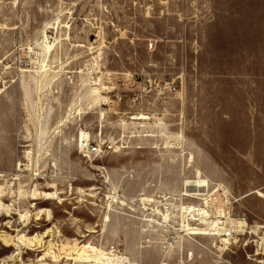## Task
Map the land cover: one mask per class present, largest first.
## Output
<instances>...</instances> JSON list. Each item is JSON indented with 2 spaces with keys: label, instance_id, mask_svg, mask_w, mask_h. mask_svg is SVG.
<instances>
[{
  "label": "rangeland",
  "instance_id": "rangeland-1",
  "mask_svg": "<svg viewBox=\"0 0 264 264\" xmlns=\"http://www.w3.org/2000/svg\"><path fill=\"white\" fill-rule=\"evenodd\" d=\"M229 2L0 0V264H94L74 259L80 247L141 264H264V0L252 48L217 39L211 23L234 20ZM204 26L210 39L189 36ZM131 75L174 82L178 95L153 94L147 109L119 103ZM80 131L126 145L82 155ZM195 177L228 191L246 223L234 241L176 232ZM112 189L129 205L111 203ZM142 205L177 209L175 231Z\"/></svg>",
  "mask_w": 264,
  "mask_h": 264
},
{
  "label": "built area",
  "instance_id": "built-area-1",
  "mask_svg": "<svg viewBox=\"0 0 264 264\" xmlns=\"http://www.w3.org/2000/svg\"><path fill=\"white\" fill-rule=\"evenodd\" d=\"M146 80L147 79L142 78V80L139 81V78H134L131 75L130 79L127 81V93L117 92L116 94H114L115 100L119 103H124L125 105H129L131 107L136 106L138 108L141 107L147 109L148 100L153 94H155L157 99L161 101L177 97L178 87L174 82L154 80V85H152L151 80ZM136 114H138V116L144 115L148 117V120L145 121L146 125L153 124L152 122H150L152 118L147 111H144V113ZM123 115L128 116L127 119L129 120V126L139 122L132 119L136 116L131 115V112H125L123 113ZM142 135H145L142 136L143 138L149 137L147 136L148 132H143ZM124 145L126 144H121L120 139L118 138H115L114 141L112 139H107L104 140V142H102L100 139H91L88 143V147H86L85 150L87 152L82 153V155H84L85 153H88L89 155H102L107 151L113 152L116 150V148H118L119 150L124 149L122 148ZM207 190L199 195H195L194 193H192L188 196H183V201L185 205L202 202L203 207H205L209 213V216L207 217L209 223L203 224L201 222L202 216L198 215L196 209L194 211H191L190 213H184V219H186V222L190 221V223L193 224L194 227H201L202 229H204L205 233H208L207 236L217 238L219 243H230L234 241L235 237L240 236L241 227H239L237 219L233 218L232 213L229 209V195L225 196L223 190L213 188L212 184L209 185V189ZM218 199H220L222 202H219ZM170 211L171 214L173 212H176L175 210ZM180 220L182 221V219ZM214 221L217 224H212Z\"/></svg>",
  "mask_w": 264,
  "mask_h": 264
},
{
  "label": "bare ground",
  "instance_id": "bare-ground-1",
  "mask_svg": "<svg viewBox=\"0 0 264 264\" xmlns=\"http://www.w3.org/2000/svg\"><path fill=\"white\" fill-rule=\"evenodd\" d=\"M45 40L43 41V45H41L44 50L45 53L48 55L52 52L53 50V45L50 44V42L47 41V35L45 34ZM40 71L42 73H46L47 70V65L46 64V60H44L42 63H40ZM49 71V70H48ZM49 74V73H48ZM51 76V75H50ZM49 84V83H48ZM80 114V113H79ZM39 119V116H38ZM141 120H148V117L142 116L140 117ZM46 129V128H45ZM44 132H46V130H44ZM89 134V133H88ZM84 131H80L77 140L79 142V148L80 147H85L84 149L86 150V147H88V141H89V135ZM87 152V151H85ZM89 154L86 153V156H88ZM194 181V180H193ZM193 181H185L183 183V192L181 193V196H188L192 193H194L195 195H199L201 193H204L207 189H208V183L207 181L206 184L201 185L203 181L202 177H195V182H197V184L199 186L193 185L191 182ZM192 184V185H191ZM199 188V189H198ZM217 189H221L223 190L225 196L229 195L228 191L223 188L222 186H218ZM115 190V189H114ZM113 189L111 190V193L107 196V199L111 201V203H115V204H120L122 206H128V198L120 196L116 190L114 191ZM187 191V192H186ZM208 191V190H207ZM79 193H83V191L79 190ZM45 196L47 197L48 200H57L58 197L56 195V193H48L45 194ZM243 199V198H241ZM133 202V201H131ZM130 202V203H131ZM205 202V201H204ZM207 206V204H206ZM130 209H132L130 207ZM197 210L198 215L202 216V220L201 222L203 224H208V220L207 217L209 216V213L207 211V209L205 207H203V204H200L199 206L197 205H185L180 207V209L178 210L180 212V214H182V221L180 222L179 226V230H176L177 233H180L182 236L187 235V236H198V237H209L207 236L208 233H205L204 229H202L201 227H194L193 224L190 223V221L186 222V219H184V213L186 212H191L194 210ZM142 213H147L150 214L151 212L159 214L162 220V226L165 224L167 226H169L171 229H173L175 231V227L171 226L169 224L170 222V216H171V211L167 208L164 207L163 210L159 211V210H154L151 212H148V209L146 206L142 205L141 209ZM177 212V209H173V211ZM50 215L48 214V217ZM193 219V218H192ZM104 223L106 225H108L110 223V217L106 216L104 219ZM212 224H217L215 221ZM238 225L239 227L243 228L246 226L245 221H238ZM260 228V227H258ZM209 238H213V237H209ZM76 253V260H81V261H85V262H90V263H94V264H141L138 259L136 258V256H133L132 254V258L130 256H127L125 254V256L123 257H118L115 256L114 254H106L104 252H101L100 250H97V248L94 247H80V249L78 251L75 252ZM190 256H192V254H190Z\"/></svg>",
  "mask_w": 264,
  "mask_h": 264
},
{
  "label": "crops",
  "instance_id": "crops-1",
  "mask_svg": "<svg viewBox=\"0 0 264 264\" xmlns=\"http://www.w3.org/2000/svg\"><path fill=\"white\" fill-rule=\"evenodd\" d=\"M56 4L58 7H60V0H55ZM231 3V5L233 4V9H232V13H233V17L234 20L231 18V22H227V24L224 25V23L220 22V23H214L213 21H215L214 17L210 18L209 20H207L208 24L210 22L211 25L214 26V33H216L217 35V39L221 38V37H234L235 41H237L238 39L242 40L244 38H249V45H251L252 48V42L251 39L252 37H254L253 35V30L254 28H257L259 20L256 16V12H257V8L256 5H259V3H257L258 0H229ZM227 2V1H226ZM261 4V3H260ZM203 5V4H202ZM200 5V6H202ZM217 4L213 1H209V3H207V5L205 7H207V11H215ZM59 9V8H58ZM202 10V8H200ZM59 14V13H58ZM60 16V15H59ZM203 19V17L201 18ZM60 20V17H59ZM198 22V21H195ZM205 24V22H201V26H203ZM205 27V26H204ZM198 37L202 38H207L210 39V35H211V31L208 28H201L197 31H195L194 33H190L189 36H194L196 35ZM210 37V38H209ZM239 42V41H238ZM237 42V43H238ZM257 43L254 42V46H256ZM172 46V45H171ZM177 48V52L179 53V56L177 55V57H179L182 61L183 58H185L184 53L186 52L184 47L181 45H176L175 46ZM252 52V49L250 50V53ZM189 67L187 66L186 70H188Z\"/></svg>",
  "mask_w": 264,
  "mask_h": 264
}]
</instances>
